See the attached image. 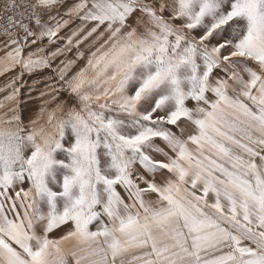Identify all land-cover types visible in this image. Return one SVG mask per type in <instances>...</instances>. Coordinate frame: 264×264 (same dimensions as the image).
I'll use <instances>...</instances> for the list:
<instances>
[{
    "label": "snow or ice",
    "instance_id": "obj_1",
    "mask_svg": "<svg viewBox=\"0 0 264 264\" xmlns=\"http://www.w3.org/2000/svg\"><path fill=\"white\" fill-rule=\"evenodd\" d=\"M0 264H264V0H0Z\"/></svg>",
    "mask_w": 264,
    "mask_h": 264
}]
</instances>
